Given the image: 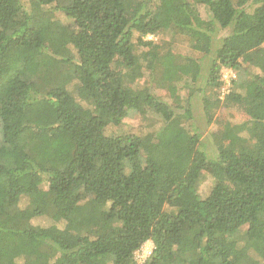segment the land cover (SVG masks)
<instances>
[{"label": "trees", "instance_id": "1", "mask_svg": "<svg viewBox=\"0 0 264 264\" xmlns=\"http://www.w3.org/2000/svg\"><path fill=\"white\" fill-rule=\"evenodd\" d=\"M143 72L162 124L119 134ZM197 97L208 125L245 116L214 155ZM149 241L143 264H264V0H0V264H138Z\"/></svg>", "mask_w": 264, "mask_h": 264}, {"label": "rangeland", "instance_id": "2", "mask_svg": "<svg viewBox=\"0 0 264 264\" xmlns=\"http://www.w3.org/2000/svg\"><path fill=\"white\" fill-rule=\"evenodd\" d=\"M200 12H201L202 18L207 19V14L202 7L200 8ZM61 20L64 24L69 23V21L64 18ZM230 32H231L230 30L221 31L214 39V48L219 47L221 43L220 39L229 35ZM152 40L157 43H161V44H163L166 41L169 47V35L165 36L164 34H161L159 36H149L146 38V41H152ZM172 49H173V53L181 57H192V58L200 59L202 56L200 52L193 49V41L190 42V40H186L185 38H182L180 36L177 37V40L175 41L174 47H172ZM139 50L140 49L137 50L138 55H140ZM202 60L205 64V67L209 68V66L211 65L209 58L202 59ZM244 68L247 69L248 66L244 65ZM177 69L186 71V69H184L181 66L177 67ZM250 72L254 74H260V70L256 68L255 69L251 68ZM224 74L226 75L225 71H224ZM200 80L203 81V78H201ZM150 87L151 86H149V78L147 74L143 72L142 75L139 76L138 79H136L135 84L133 85V89L135 91L134 93L136 96L135 98L137 99L136 106L131 111L129 118H126L123 121V125L120 127V129L115 130L119 134L129 132V133H133L137 135L147 136L150 133L155 131L153 125L160 127V125L162 124L160 119L154 116V114H152L151 112H149V110L144 105V100L142 98V91ZM187 92H188L187 89L182 90L180 93H176L174 91H169L168 89H165V88H159L155 91V93L158 96L167 100L168 102L169 100L172 101V99L179 98L181 96L185 98L187 95ZM194 103H195V107H194L193 112H194V117L196 119V124L199 125V128H201L202 132L204 133L202 141L207 144L208 153L214 155L213 153L215 151L214 136L217 135L219 131L221 130L220 124L221 123L224 124L228 121L232 122L233 124H238L244 121L245 116L242 113H240L239 110H237L236 108H231L229 110L223 109V110L218 111L215 114V122H213L212 125H208L206 123V119L203 116V108H202L199 97L195 99ZM147 117H151V118H147ZM219 121L221 122L219 123ZM108 134H114V132L108 131ZM67 137H70V136H67ZM148 138H149L148 139L149 141H153L151 137H148ZM69 141L71 142L70 138H69ZM206 177L203 179V183H201L200 188H199L200 195L202 198H205L206 196H208V194L210 193L212 189V185H213L212 179H210L207 175ZM146 244L150 246L152 243L147 242ZM139 263H142V262H139Z\"/></svg>", "mask_w": 264, "mask_h": 264}, {"label": "built area", "instance_id": "3", "mask_svg": "<svg viewBox=\"0 0 264 264\" xmlns=\"http://www.w3.org/2000/svg\"><path fill=\"white\" fill-rule=\"evenodd\" d=\"M224 71L226 73V75L224 74ZM223 71V76H222V80L224 82V87L222 88V94L225 95L229 92L230 89V85H231V79L235 78V75L233 74V72L231 70H224ZM229 75V76H228ZM150 242V241H149ZM154 252V246L153 244H151L150 246L145 244L141 250H139L136 253V260L137 262H142L139 264H143L145 263L148 259H150L153 255Z\"/></svg>", "mask_w": 264, "mask_h": 264}]
</instances>
